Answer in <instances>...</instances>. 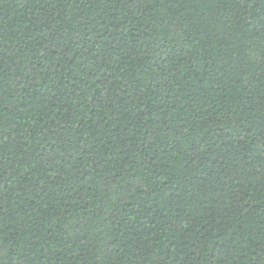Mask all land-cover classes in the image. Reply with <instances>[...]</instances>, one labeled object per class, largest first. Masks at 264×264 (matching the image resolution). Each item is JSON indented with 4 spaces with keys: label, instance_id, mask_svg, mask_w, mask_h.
Wrapping results in <instances>:
<instances>
[{
    "label": "trees",
    "instance_id": "16d2710c",
    "mask_svg": "<svg viewBox=\"0 0 264 264\" xmlns=\"http://www.w3.org/2000/svg\"><path fill=\"white\" fill-rule=\"evenodd\" d=\"M0 264H264V0H0Z\"/></svg>",
    "mask_w": 264,
    "mask_h": 264
}]
</instances>
